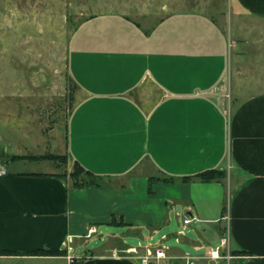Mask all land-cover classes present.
Segmentation results:
<instances>
[{"label": "crops", "instance_id": "1", "mask_svg": "<svg viewBox=\"0 0 264 264\" xmlns=\"http://www.w3.org/2000/svg\"><path fill=\"white\" fill-rule=\"evenodd\" d=\"M218 6L149 26L104 13L75 29L68 73L78 98L59 155L102 180L76 188L52 161L9 165L28 154L0 137V167L9 168L0 251L10 252L0 264H139L128 250L147 245L202 255L227 228L233 258L208 264H264V0ZM214 169L226 178H194ZM170 204L182 225L195 219L174 235L182 248L164 244L166 233L156 246L133 245L171 225Z\"/></svg>", "mask_w": 264, "mask_h": 264}, {"label": "rangeland", "instance_id": "2", "mask_svg": "<svg viewBox=\"0 0 264 264\" xmlns=\"http://www.w3.org/2000/svg\"><path fill=\"white\" fill-rule=\"evenodd\" d=\"M218 5L227 8L229 0H0V137L4 143L7 139L17 141L21 153L28 154L12 156L9 165L15 159L41 161L21 157L64 153V127L78 98L68 73V47L73 32L85 19L124 13L149 26L169 13L192 8L211 10ZM53 163L68 176L75 169L68 159ZM2 167L9 169L7 164ZM152 190L158 192L155 186ZM160 194L165 195V191ZM170 207L173 219L169 227L153 239L132 244L156 246L166 233L170 237L164 244L182 248L174 237L184 230L176 216L182 215V210ZM95 243L92 241L88 248ZM189 251L197 254L192 248Z\"/></svg>", "mask_w": 264, "mask_h": 264}, {"label": "built area", "instance_id": "3", "mask_svg": "<svg viewBox=\"0 0 264 264\" xmlns=\"http://www.w3.org/2000/svg\"><path fill=\"white\" fill-rule=\"evenodd\" d=\"M7 175V170L4 167H0V177ZM222 220L226 221L229 225V216L224 215ZM195 219L188 216L184 217L183 225L187 226L193 223ZM96 231L95 227H92L89 231V235ZM73 251L72 248L69 249ZM129 254L136 256L139 264H208L209 262H217L224 260L227 263L233 258V254L230 249V236L229 230L226 229L224 236L220 239V244L216 247H208L206 252L202 255H185L183 257H169L164 247L145 246L142 253L138 249L133 248L128 250ZM70 262L74 263L75 260L70 257Z\"/></svg>", "mask_w": 264, "mask_h": 264}, {"label": "trees", "instance_id": "4", "mask_svg": "<svg viewBox=\"0 0 264 264\" xmlns=\"http://www.w3.org/2000/svg\"><path fill=\"white\" fill-rule=\"evenodd\" d=\"M22 159H31V160H49L56 163H64V159H68L67 156H61V155H44L39 157H21ZM19 159V158H17ZM75 169L74 171L69 175L70 179H72L73 186L76 188L79 187H85V186H99L100 182L102 180L101 177H98L94 175L93 173L84 170L77 162L74 164ZM62 176H68L67 174H63ZM85 176L88 178V180H84L82 177ZM226 172L221 170H208L204 171L202 173H199L198 175L194 176V178L199 179L202 182H213V181H220L224 178H226ZM193 177H185L183 180H191ZM173 178L164 179L163 182L165 183H171L173 182ZM10 252H4L0 251V254H9ZM57 252H47V251H37L33 252V254H54Z\"/></svg>", "mask_w": 264, "mask_h": 264}]
</instances>
